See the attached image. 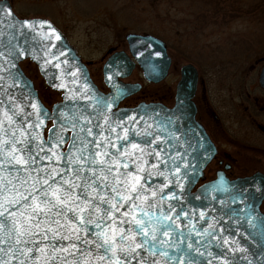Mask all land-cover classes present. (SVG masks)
Returning a JSON list of instances; mask_svg holds the SVG:
<instances>
[{"label":"snow or ice","instance_id":"snow-or-ice-1","mask_svg":"<svg viewBox=\"0 0 264 264\" xmlns=\"http://www.w3.org/2000/svg\"><path fill=\"white\" fill-rule=\"evenodd\" d=\"M0 11L12 18L10 8ZM16 23L45 40H60L47 21ZM5 62L10 67L0 66V72L9 73L12 88L27 91L23 97L27 103H18L11 92L0 88V264H171L173 260L198 264L190 252L183 253L195 248L204 255L202 241L204 248L213 240L220 246L217 224L209 222L204 211L199 215L207 227L189 217L172 191L165 195L173 177L182 190L181 175L187 177V169L182 174L177 162L185 159L176 147L181 137L167 127L171 119L141 117L142 127L133 117H127V123L113 119L115 114L106 111L112 103L85 83V91L75 92L72 99L88 103H74L58 117L54 106V124L45 139L39 129L49 113L35 99L23 73L12 61ZM48 63L41 64L42 71ZM73 75L75 84L78 77ZM154 175L168 183L158 188L149 184ZM187 178L191 182L194 177ZM181 216L187 223L180 222ZM244 218L255 227L250 208L246 217H240ZM185 240L186 249L181 248ZM228 242L225 237L224 244ZM173 248L181 255H170ZM207 255L221 259L212 252Z\"/></svg>","mask_w":264,"mask_h":264},{"label":"water","instance_id":"water-1","mask_svg":"<svg viewBox=\"0 0 264 264\" xmlns=\"http://www.w3.org/2000/svg\"><path fill=\"white\" fill-rule=\"evenodd\" d=\"M0 8H10L12 14V18L9 19L7 12L0 11V53H3V55H0V66L9 69V64L5 62L7 58L15 64L16 69H19L30 82L35 99L49 113V118L44 119L43 126L39 129L45 139H47L49 129L54 124L52 118L54 106L55 115L58 117L62 111L71 108L74 103L78 105L88 103L84 99L78 98L76 101L72 99L75 92L85 91V83H88L98 96L112 103V108L110 110L106 109V111L115 114L113 119H125V123H127L126 118L133 117L134 120L140 121L139 126L141 127L143 126L141 117L159 119L162 122L171 119L172 123L168 124L167 127L174 129L180 135L181 141L176 147L185 157V159L177 161L181 173L183 174L187 169V177L194 178L189 182L187 177L181 175V182L185 186L183 190L180 184L176 182L175 177L172 178L171 183H168L163 177L154 175L148 182L157 188L162 183H168L165 195L172 191L178 198L176 203L187 210L189 217L194 219L198 226L204 225L207 227L205 221L201 220L199 215L201 211H204L209 222L217 224L214 231L220 244L218 247L216 240H213L211 246L204 248V242L202 241L199 246L204 250V255L197 253L195 248L188 250L183 255L188 256L190 252L191 257L195 258L198 264H208L209 260H212V264H223L224 260H228L229 264H249V262L251 264H264V213L260 210L264 198V174L255 172L249 176L229 180L223 174L217 173L214 180L205 182L194 189L196 184L203 180V170L213 158L215 148L203 127L194 118L195 106L192 97L196 87L197 72L193 65L186 64L181 67L180 78L175 86L174 105L172 107L168 108L159 102H139L132 107H118L123 99L134 94L140 88V84L124 83L117 80V77L122 79L131 73L134 68V61L137 62L144 79L148 82L157 83L167 75L171 61L166 53L165 43L161 39L146 33H128L125 39L128 52L134 61L124 51L111 54L102 68L104 83L110 91L102 93L92 82L85 64L77 55L74 47L69 44L62 32L50 21L42 18H18L6 0H0ZM25 20L47 21L60 36V40H45L38 32L27 27L22 29L20 23H16ZM44 29L46 32L47 25L44 26ZM52 44H55V48L50 47ZM46 45L49 47H45ZM22 51L24 52L23 55L20 54ZM10 52L11 55H9ZM53 55L57 59L53 60ZM34 57L39 59H34ZM26 59L35 64L40 76L49 88L61 92V101L54 103L50 110L42 104L37 91L34 89L33 82L25 75L19 65L20 62ZM46 60L50 63L46 64L42 71L41 64ZM56 64H59L60 67H56ZM11 71H15V69H11ZM74 73L78 77L75 84L73 83ZM0 77H3L0 81V88L11 92L17 98L18 103H27L23 99L24 96H27V91L24 90L22 93L19 88H12V78H10L8 72H0ZM61 83L65 87L52 86ZM259 83L264 87V67L259 74ZM89 95H92V93L90 92ZM66 96L68 99H65ZM60 105H64L65 108L61 109ZM26 111L33 110L27 107ZM154 113L159 115L154 116ZM49 121L51 126L48 127L46 135H44L45 127ZM66 135H71V132L66 133ZM249 208L255 227L249 225L247 218L240 219V217L247 216ZM241 209L243 211H240ZM230 210H236L237 215L233 217ZM224 213H227V215H224ZM230 219L232 220L231 224H229ZM237 220H239V223H237ZM180 222L187 223L184 216L180 217ZM225 237L229 238L228 244H224ZM188 243L189 241L185 240L181 244V248L186 249ZM233 248L237 250L231 251L230 249ZM169 252L170 255H181L175 248L169 249ZM208 252H212L221 259L208 256ZM171 264H180V261L173 260Z\"/></svg>","mask_w":264,"mask_h":264},{"label":"rangeland","instance_id":"rangeland-1","mask_svg":"<svg viewBox=\"0 0 264 264\" xmlns=\"http://www.w3.org/2000/svg\"><path fill=\"white\" fill-rule=\"evenodd\" d=\"M9 1L21 16H41L54 21L88 64L90 76L98 85H101V68L108 55L113 51H127V33H148L161 38L171 59L166 78L147 83L136 68L125 81L139 82L141 89L125 99L123 106L140 101H160L171 106L180 67L187 63L198 70L197 87H215L222 94L233 87H252L251 94L261 97L255 87H259L258 74L264 65V0H197L195 4L193 0ZM191 10L198 11L196 19L190 15ZM20 65L47 107L60 99L44 83L34 64L25 60ZM217 109L221 110L223 125L233 129V133L226 127L224 132L222 129L224 135L228 134L222 143H227L229 149L221 146L239 157L234 173L251 175L255 169L245 161L247 141L238 139L244 138L249 128L250 118L245 108L239 103L220 102ZM251 127L253 146L263 148L264 134L254 127L253 121ZM237 132L242 137L235 136ZM229 141H232L231 147ZM235 146L237 151L233 149ZM252 164L261 168L257 161ZM206 175L211 177L212 169ZM261 210L264 212V201Z\"/></svg>","mask_w":264,"mask_h":264},{"label":"flooded vegetation","instance_id":"flooded-vegetation-1","mask_svg":"<svg viewBox=\"0 0 264 264\" xmlns=\"http://www.w3.org/2000/svg\"><path fill=\"white\" fill-rule=\"evenodd\" d=\"M7 1L12 7L10 1L9 0ZM12 9L17 14V16L21 18L22 17H41V16H23V15L21 16L19 13H17L14 10L13 7ZM41 18H46L50 20L47 17H41ZM50 21L54 23V21L52 20ZM85 64L88 67V64L87 63ZM136 67L137 66H135V68ZM197 73H198V70H197ZM97 86H98V89H100L102 92L108 91V88L103 83L102 77H101V85L97 84ZM197 86H198V80H197V85L195 87L194 94L192 97V101L195 106V119L204 128L208 138L210 139V141L212 142L215 148L214 157L208 163V165L206 166L204 170V178H205L204 180L210 181L214 179L217 173L223 174L229 180L246 176V175H236L234 173V167L237 164L239 157H236L237 155L235 154L234 151L232 152L231 150L228 151L226 149H223L224 147L228 146L227 143H222L224 141L223 139H225V137L228 135V134L227 135L225 134L226 136L224 135L223 133L224 129L226 127V129L232 133H233L232 131L233 129L231 127L229 129L227 125L225 124L223 125V123L221 122V116H220L221 110L217 109V103H220V102H232L233 104L239 103L241 106L245 108L244 111L247 113L248 117L250 118V120L247 121V125L249 128H247V132L244 130L245 137L238 138V139L240 140L246 139L247 141L245 154H248V155L245 157V161L249 162V164L246 162L245 163L248 164L249 167L252 166L255 169L254 172H261L264 174V147L262 148V147L253 146L254 143H253V139H252L253 137H252V132H251V129H252L251 124L253 121L254 127L264 134V87H260V86L255 87L256 91H258L259 93L261 92V95H260L261 97L257 98L251 94L252 87H233L234 88L233 90H229L228 92L222 94V90H216L215 87H197ZM226 117L229 118L228 115H226ZM222 129H223V132H222ZM250 132H251V135L249 134ZM235 136L242 137V133L237 132ZM229 139L232 140L231 138H228V140ZM232 141H229L230 147L232 146L231 145ZM221 145H223L224 147ZM228 149H229V146H228ZM233 149L236 151L238 150L236 146ZM255 154H258V156L252 159V157ZM256 161L259 162V164H261L260 166L261 168L258 167V164H252L253 162H256ZM209 169H212V172H213V175L211 177H208V175H206V172H208Z\"/></svg>","mask_w":264,"mask_h":264},{"label":"trees","instance_id":"trees-1","mask_svg":"<svg viewBox=\"0 0 264 264\" xmlns=\"http://www.w3.org/2000/svg\"><path fill=\"white\" fill-rule=\"evenodd\" d=\"M196 2H197V0H193V4H195ZM213 4H215V1H214ZM216 6H217V5H212L213 8H215ZM192 11H193V10L190 11V15H191V16H194V19H196L198 11H197L196 13H193L194 11H193V12H192Z\"/></svg>","mask_w":264,"mask_h":264}]
</instances>
